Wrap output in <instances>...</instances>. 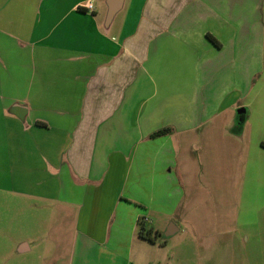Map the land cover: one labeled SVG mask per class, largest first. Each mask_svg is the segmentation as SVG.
Listing matches in <instances>:
<instances>
[{
  "label": "crops",
  "instance_id": "obj_1",
  "mask_svg": "<svg viewBox=\"0 0 264 264\" xmlns=\"http://www.w3.org/2000/svg\"><path fill=\"white\" fill-rule=\"evenodd\" d=\"M108 11L109 0H0V233L16 234L22 211L31 231L51 204L73 228L53 264H181L161 238L171 224L195 264L196 244L219 256L250 240L240 212L264 242V0ZM205 177L215 226L187 199ZM14 234L17 257L35 250Z\"/></svg>",
  "mask_w": 264,
  "mask_h": 264
},
{
  "label": "rangeland",
  "instance_id": "obj_2",
  "mask_svg": "<svg viewBox=\"0 0 264 264\" xmlns=\"http://www.w3.org/2000/svg\"><path fill=\"white\" fill-rule=\"evenodd\" d=\"M262 106H264V99L261 100ZM264 135V132L262 130ZM215 143V141L211 142ZM210 151L213 153V157L209 160L211 161L210 166L213 168L212 172L216 171V147L210 146ZM208 169L207 162L204 163V173ZM196 182V181H195ZM210 182V186H206V183ZM201 186L200 182L197 181L195 185L188 186L190 192H188L187 199L188 201L193 202L195 200L197 205L204 204V219H208L213 222L214 226L217 224V212L216 211H207L206 208L209 206L212 210H216V202L218 201V194L216 190V178L213 177L204 179V191L199 189ZM198 188V191H194V188ZM222 197V196H220ZM223 201V199H222ZM61 211L57 209L54 205H48L47 212L45 211L44 206L38 204L36 210V224L31 228L35 229V233L32 234L30 227L32 225H27L28 222V211H22L20 219L18 220L17 233H11L7 237L0 233V239L5 237L4 242H0V264H53L55 262L56 256L60 254V251L66 249L67 238L70 232L73 230L70 227L71 219H68L65 224L61 221ZM248 216L245 217L244 212H240V228L236 231L238 234H244L249 236L250 240H245L239 235V242L235 244H226L223 248L222 253L219 256L214 253H207L205 250L206 244H196V260L195 264H264V242L255 241L252 237L250 228H248ZM32 224V223H31ZM254 232L261 234V231H264V226L261 225V222L254 227ZM229 231L231 227H226ZM17 235L19 237L36 238V247L35 250H32L31 253L21 254L17 257L13 253V243L10 240L12 235ZM187 233L180 231L172 235H161V238L165 240L169 239V245L173 246V249L180 250L181 264H185L187 260H184L183 248L189 244L185 242ZM251 235V237H250ZM170 236V237H169ZM248 238V237H247ZM248 238V239H249ZM160 240V239H159ZM191 246L193 244H190ZM177 253L174 254V259H176Z\"/></svg>",
  "mask_w": 264,
  "mask_h": 264
},
{
  "label": "trees",
  "instance_id": "obj_3",
  "mask_svg": "<svg viewBox=\"0 0 264 264\" xmlns=\"http://www.w3.org/2000/svg\"><path fill=\"white\" fill-rule=\"evenodd\" d=\"M167 131V128H162L154 132L152 136H158L166 133ZM138 234L149 241H155L157 238V233H153L151 228H146L143 218L140 219V222L138 224Z\"/></svg>",
  "mask_w": 264,
  "mask_h": 264
},
{
  "label": "water",
  "instance_id": "obj_4",
  "mask_svg": "<svg viewBox=\"0 0 264 264\" xmlns=\"http://www.w3.org/2000/svg\"><path fill=\"white\" fill-rule=\"evenodd\" d=\"M120 1V0H119ZM119 1L118 0H109V11H108V16L107 19L110 20L113 15L115 14V12L117 11L118 7H119ZM172 224L166 229L165 231V235H171L174 230H176L175 227H171Z\"/></svg>",
  "mask_w": 264,
  "mask_h": 264
},
{
  "label": "built area",
  "instance_id": "obj_5",
  "mask_svg": "<svg viewBox=\"0 0 264 264\" xmlns=\"http://www.w3.org/2000/svg\"><path fill=\"white\" fill-rule=\"evenodd\" d=\"M92 2H88L86 3L85 7H87V9H91L92 8Z\"/></svg>",
  "mask_w": 264,
  "mask_h": 264
}]
</instances>
